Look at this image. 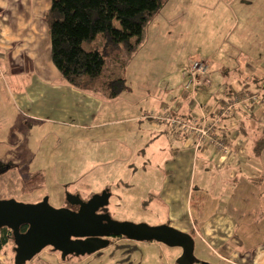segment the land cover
<instances>
[{"label": "crops", "instance_id": "0c3cea01", "mask_svg": "<svg viewBox=\"0 0 264 264\" xmlns=\"http://www.w3.org/2000/svg\"><path fill=\"white\" fill-rule=\"evenodd\" d=\"M174 1L168 0L148 24L145 41L127 67L130 89L110 100L41 71L37 48L48 31L45 14L51 0H0V70L4 72L0 74V158L6 162L0 161V180L19 175L23 160L33 157L26 138L32 139L35 130L36 137L56 125L59 132L77 125L87 136L111 132L126 140L128 152L124 146L117 150L128 153H123L120 164L128 174L118 178L115 192L108 188L110 198L114 194L121 200L124 190V199L161 213L162 224L190 233L195 249L198 245L199 253L206 251L214 260L196 256L198 263L264 264V0L209 1L215 9L222 5L221 14L215 9L209 12L210 40L193 54L196 60L210 61L211 83L200 87L194 97L184 88L183 66L171 77L166 71L156 82L146 81L152 79L145 76L150 68L146 61L162 63V57L158 59L162 46L174 43L160 42L168 39L172 26L164 18L174 10L177 15L183 7L189 12L193 7L191 0L180 8L172 5ZM197 17H190L187 25L178 22L174 30H204ZM9 83L18 86H12L10 93ZM236 93L257 99L240 103L220 120L218 137L231 148L226 156L216 144L206 141L196 147L189 133L153 118L170 112L210 122L222 102ZM142 94L146 111L136 108ZM203 107L212 111L203 116ZM4 188L6 180L0 192ZM176 249L173 254L179 257L182 249ZM4 257L0 256V264H14L9 255ZM63 260L60 253L44 250L25 264H79Z\"/></svg>", "mask_w": 264, "mask_h": 264}, {"label": "rangeland", "instance_id": "374dc122", "mask_svg": "<svg viewBox=\"0 0 264 264\" xmlns=\"http://www.w3.org/2000/svg\"><path fill=\"white\" fill-rule=\"evenodd\" d=\"M184 1L186 0H175L172 5L180 8ZM191 1L193 7L190 12L188 8L183 7L181 12L177 15L174 10L171 13L169 12L170 14L166 16L167 18H164V22L172 26H169V31H167L169 34L168 39L163 41L161 38L160 42L165 43L166 41H171L174 43H167L162 46V54L158 55V59L162 57V63L146 61L145 66L148 65L150 68L145 71V76L149 79L150 75H152V79L146 80L147 83L148 81H152V83L156 82L158 80L157 77L163 74V72L166 73V71L170 73L171 77L173 76L172 72H179L180 68L183 66V72H185L186 75L183 83L185 87L190 65L196 60V57H198L194 56L193 53L198 51L197 47L202 49L203 45H206L207 41L210 40V31L206 29V26L212 27L213 24L212 20L209 19V12L215 9L212 4H209L212 3L209 2L210 0ZM196 1L203 4V6H196ZM169 8H171V6L167 7V9ZM219 9H222V5L216 6L213 12L215 11L217 15L221 14L218 12ZM193 16L194 18L198 16L197 20H201V25L205 27L204 30L203 28H199V30L201 29L200 31L193 30L190 31V33L187 32V30L182 31V29L181 33H179V30H174L178 22L187 25V20ZM171 27H173V29ZM40 42L37 48V54L39 56L41 71H45L49 77L57 78L60 82H66L57 68L54 67V63L51 59V39L49 30L45 37L41 38ZM185 42L187 45L189 43L188 47L181 46ZM144 55L146 58L149 57L147 52L144 53ZM141 57L144 56L142 55ZM160 67L162 68L160 69ZM2 71L3 70H0V74L4 73ZM1 78H3V76ZM17 87L18 86L14 84L8 85L9 93L11 88L15 89ZM138 97L140 100L137 102L138 106H136V108L146 111V109H148V103L142 100L144 97L143 94ZM125 104H130V102H125ZM113 113H115L114 110ZM156 114L158 113H155V115ZM187 122L191 123L190 121ZM36 126L38 130V123H36ZM65 128V131L59 132L61 129L58 125H56L55 128L48 127L47 132L41 133V136L38 135L37 137L35 130L33 132L34 140L33 137L31 139L30 136H27L26 141L29 140L28 146L31 150H34L33 153H31L33 157L30 160H23V164H20V168H18V172H20L19 175L13 174L12 176L2 177L3 179L0 180V188L5 180L7 188H4L3 192H0L1 199L13 198L24 203H35L48 196L52 206L62 207L66 204L67 193L80 194L82 198L86 199L106 188H111V190L115 192L118 178L122 176V174L127 178L128 174L126 169H121L122 165L120 166L124 161L122 158L125 155L128 156V153L125 152L127 151L125 138H122V136L119 137L117 134L111 136V132L104 137L96 136L95 133L93 134L95 136L83 135V133H81L83 129L77 125H67ZM107 129L112 130V127L109 126ZM175 145L176 144L173 143V146ZM118 146H124L125 151H123V153L125 155L121 150L118 152ZM168 147L170 148V144ZM227 154L228 153H225V156ZM1 160L5 162V160L0 158V161ZM37 170H42L44 172V184L33 190H25L22 187L21 179L23 176H28ZM124 192V190L121 191V200L114 194H112L110 198L109 210L114 219L136 223L145 222L150 225L162 224L160 222V219H163V217H160L162 216L161 213L158 214L151 210V208L140 205V202L135 203L132 200L124 199ZM12 244L13 243L10 242L6 246L7 249L0 252V256L4 257L9 255L10 261L12 260L14 262V254L12 252L14 247ZM175 248H177L176 250L180 249L179 247H169L157 241H136L128 238H117L114 242L112 241L111 244L99 251L86 255H69L66 261H79V264H123L124 262L126 264H179L177 262L178 256L173 254ZM44 250L48 252L54 251L48 246L36 256L42 255ZM198 251L199 247L197 245L195 255L198 258L204 261L205 259L214 261L208 252L202 251L203 253H199ZM193 264L201 263L195 262Z\"/></svg>", "mask_w": 264, "mask_h": 264}, {"label": "trees", "instance_id": "16d2710c", "mask_svg": "<svg viewBox=\"0 0 264 264\" xmlns=\"http://www.w3.org/2000/svg\"><path fill=\"white\" fill-rule=\"evenodd\" d=\"M167 1L51 0L45 20L55 67L66 82L79 90L105 99L118 98L130 89L127 67L145 41L148 24ZM182 117L195 123L191 117ZM213 121L205 123L211 124ZM197 123L201 125L203 122ZM44 181L42 170L21 179L25 190L42 186ZM26 229L27 226L21 227V231ZM117 238L126 237H112L110 244ZM10 242L14 247L11 230L2 228L0 252L7 249ZM12 252L15 255L14 248ZM195 262L201 260L196 259Z\"/></svg>", "mask_w": 264, "mask_h": 264}, {"label": "water", "instance_id": "95a60500", "mask_svg": "<svg viewBox=\"0 0 264 264\" xmlns=\"http://www.w3.org/2000/svg\"><path fill=\"white\" fill-rule=\"evenodd\" d=\"M111 192L108 188L84 200L80 194L67 193L66 201L78 205L54 207L49 197L35 203H24L13 198H0V231L8 228L13 235L14 262L25 264L44 248L50 246L69 255H86L108 246L112 237L124 236L136 241H157L169 247H180L179 264L196 261L193 236L169 224L150 225L145 222L120 221L107 212H99L109 205ZM22 226H27L21 231ZM202 264H208L202 262Z\"/></svg>", "mask_w": 264, "mask_h": 264}, {"label": "built area", "instance_id": "2783aa9c", "mask_svg": "<svg viewBox=\"0 0 264 264\" xmlns=\"http://www.w3.org/2000/svg\"><path fill=\"white\" fill-rule=\"evenodd\" d=\"M210 61L207 59L203 60H194L188 71V79L185 84V89H190L192 96H196L198 93V88L202 86H208L211 83L210 78ZM257 99L256 95H250L245 93H236L229 101H224L222 104L215 110L214 121L211 124H206L205 119L201 125H199L197 120H194L195 123H189L185 121L179 115L167 112L164 115L153 116L156 121H166L169 125L176 130L182 132H188L194 139L196 147H200L205 144L206 141L216 144L217 148L221 150L224 154L230 152V146L227 143L225 138H219L217 133V128L220 120L224 116L231 115L236 106L246 100ZM212 111L207 107L201 108L203 116L209 114ZM212 113V112H211Z\"/></svg>", "mask_w": 264, "mask_h": 264}, {"label": "flooded vegetation", "instance_id": "af4514ba", "mask_svg": "<svg viewBox=\"0 0 264 264\" xmlns=\"http://www.w3.org/2000/svg\"><path fill=\"white\" fill-rule=\"evenodd\" d=\"M81 196V195H80ZM91 197V196H90ZM90 197H88V198H86V199H84V200H88ZM64 207H69V208H71L72 210H78L79 209V206L78 205H71L70 203H68L67 201H66V204L64 205ZM109 212L110 213V210H109V205H107V206H105V207H102L100 210H99V212ZM111 214V213H110Z\"/></svg>", "mask_w": 264, "mask_h": 264}]
</instances>
